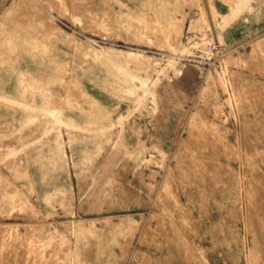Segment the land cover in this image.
Wrapping results in <instances>:
<instances>
[{
  "label": "rangeland",
  "instance_id": "374dc122",
  "mask_svg": "<svg viewBox=\"0 0 264 264\" xmlns=\"http://www.w3.org/2000/svg\"><path fill=\"white\" fill-rule=\"evenodd\" d=\"M5 263L264 264V0H0Z\"/></svg>",
  "mask_w": 264,
  "mask_h": 264
},
{
  "label": "bare ground",
  "instance_id": "6f19581e",
  "mask_svg": "<svg viewBox=\"0 0 264 264\" xmlns=\"http://www.w3.org/2000/svg\"><path fill=\"white\" fill-rule=\"evenodd\" d=\"M143 84H144V82H143ZM67 86V85H66ZM65 87V86H64ZM65 91H66V89H65ZM44 93V92H43ZM23 94V93H22ZM65 95V94H64ZM51 97V96H50ZM19 103V102H18ZM31 103V102H30ZM43 103V102H42ZM52 109V108H51ZM57 113V112H56ZM52 115V114H51ZM53 116V115H52ZM51 116V117H52ZM60 121V120H59ZM15 238V237H14ZM3 240V239H2ZM15 240V239H14ZM13 242H15V241H13ZM27 243V242H26ZM8 244V243H7ZM23 244V243H22ZM29 245V244H28ZM11 248H12V245H11ZM10 248V249H11ZM4 251H5V249H3ZM7 251V250H6ZM18 251V250H17ZM26 251V250H25ZM35 251V250H34ZM41 252V251H40ZM44 252V251H43ZM9 254V253H8ZM35 255V254H34ZM3 256V255H2ZM18 256V255H17ZM24 256H25V253H24ZM4 257V256H3ZM8 257H10V256H8ZM26 257V256H25ZM23 258V257H22ZM21 258V259H22ZM14 259V258H13ZM21 261V260H20ZM22 261H24V260H22ZM15 262V261H14ZM29 262V261H28ZM26 263V262H25ZM32 263V262H31ZM6 264V263H5ZM8 264V263H7ZM20 264V263H19Z\"/></svg>",
  "mask_w": 264,
  "mask_h": 264
}]
</instances>
